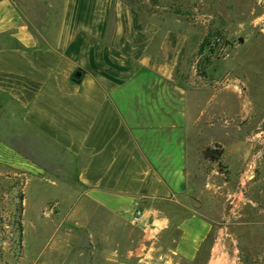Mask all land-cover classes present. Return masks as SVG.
<instances>
[{
	"label": "crops",
	"instance_id": "0c3cea01",
	"mask_svg": "<svg viewBox=\"0 0 264 264\" xmlns=\"http://www.w3.org/2000/svg\"><path fill=\"white\" fill-rule=\"evenodd\" d=\"M194 50L192 29L142 20L124 0H0V110L78 160L89 202L125 222L139 209L146 256L169 246L191 264L226 183L251 161L253 177L264 133L220 70L230 55L198 75ZM4 146L17 151L0 141L1 165L20 169L25 156ZM215 146L221 158L209 162L202 151ZM222 259L213 244L205 264Z\"/></svg>",
	"mask_w": 264,
	"mask_h": 264
},
{
	"label": "rangeland",
	"instance_id": "374dc122",
	"mask_svg": "<svg viewBox=\"0 0 264 264\" xmlns=\"http://www.w3.org/2000/svg\"><path fill=\"white\" fill-rule=\"evenodd\" d=\"M124 1L142 20L192 29L195 50L187 62L196 74L205 75L207 67L230 55L220 70L227 68L239 81L258 132L264 129V0ZM206 35L212 52L200 45ZM257 140L253 177L226 183L220 206L210 212L216 229L197 264H205L213 244L223 254L217 264H264V133ZM0 141L25 156L18 170L0 161V223L6 230L14 227L6 215L20 204L17 189L24 196L20 247L15 234H0V264H191L171 257L169 246H155L146 256L148 245L136 225L88 201L77 182L78 160L1 110Z\"/></svg>",
	"mask_w": 264,
	"mask_h": 264
},
{
	"label": "trees",
	"instance_id": "16d2710c",
	"mask_svg": "<svg viewBox=\"0 0 264 264\" xmlns=\"http://www.w3.org/2000/svg\"><path fill=\"white\" fill-rule=\"evenodd\" d=\"M208 36L209 35H206L204 37L202 43L200 44L201 47H203L205 44L208 45L206 43ZM208 51L212 52L211 49H208ZM221 155H222V150L220 149L219 146H215L213 148L208 147L202 151L203 158L209 162H218L221 158ZM17 198H18L20 204L11 213H8V215H6L10 219V221L12 219L11 222L14 225V227H13V229L6 230L4 228L5 225L3 223H0V234H4L5 232L9 233L11 235L15 234L16 235L15 241L17 242V246L20 247V244L22 241V224H21L22 206H21V201L24 199V196H23L21 189H17Z\"/></svg>",
	"mask_w": 264,
	"mask_h": 264
},
{
	"label": "built area",
	"instance_id": "2783aa9c",
	"mask_svg": "<svg viewBox=\"0 0 264 264\" xmlns=\"http://www.w3.org/2000/svg\"><path fill=\"white\" fill-rule=\"evenodd\" d=\"M218 40V39H217ZM208 49H211L213 47V44L210 43L208 44ZM253 163V162H252ZM251 164L248 165V168L245 169V171H243V173L241 174V181H245L247 179H249V172H251ZM141 220V212L139 209H137L134 214L132 215V218L130 220V222L134 225H137Z\"/></svg>",
	"mask_w": 264,
	"mask_h": 264
},
{
	"label": "water",
	"instance_id": "95a60500",
	"mask_svg": "<svg viewBox=\"0 0 264 264\" xmlns=\"http://www.w3.org/2000/svg\"><path fill=\"white\" fill-rule=\"evenodd\" d=\"M240 41H242V40L240 39Z\"/></svg>",
	"mask_w": 264,
	"mask_h": 264
}]
</instances>
